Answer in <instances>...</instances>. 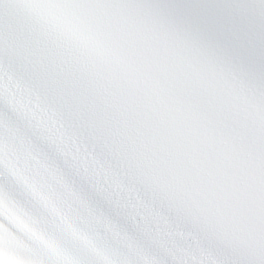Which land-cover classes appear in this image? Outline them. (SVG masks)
Listing matches in <instances>:
<instances>
[{
	"label": "snow or ice",
	"instance_id": "6c2138e0",
	"mask_svg": "<svg viewBox=\"0 0 264 264\" xmlns=\"http://www.w3.org/2000/svg\"><path fill=\"white\" fill-rule=\"evenodd\" d=\"M0 264H264V0H0Z\"/></svg>",
	"mask_w": 264,
	"mask_h": 264
}]
</instances>
